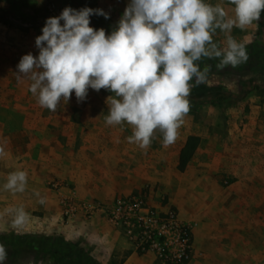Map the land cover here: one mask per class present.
Listing matches in <instances>:
<instances>
[{
	"label": "rangeland",
	"instance_id": "rangeland-1",
	"mask_svg": "<svg viewBox=\"0 0 264 264\" xmlns=\"http://www.w3.org/2000/svg\"><path fill=\"white\" fill-rule=\"evenodd\" d=\"M206 2L220 4L230 17L234 16L235 6L230 0ZM128 3L129 0H0V9L18 18V24L0 23V77L17 76V65L23 55H39L36 37L42 35L46 20L59 16L66 7L105 10L110 18L93 15L90 26L97 30L104 28L111 34ZM50 6H55L56 15L50 13ZM32 18L41 27L26 25ZM231 35L237 41L246 42L249 59L235 68L228 65L219 69L218 58H202L197 62L201 70L207 65L210 71L207 81L199 85L222 86L236 95L244 94V99L225 108L210 104L194 107L191 104L196 97L190 93L192 107L174 143L164 145L163 134L157 131L148 148L133 145L132 149L143 150L141 190L114 199L83 200L107 205L119 198L141 196L145 205L153 210L164 212L171 208L177 211L182 219L195 222V241L204 250V255L190 264H264V171L257 170L264 169V12L259 22L245 30L234 27ZM213 39L223 47L226 37L217 29ZM251 82L262 90L246 93ZM31 83L24 79L18 85L22 87L19 93L6 95L5 99L0 96V120L6 123L0 127V133L10 135L22 129L11 118L14 114L24 117L25 111H21V115L16 108L22 110L21 107L29 105ZM192 83L195 85V80ZM113 95L105 89L99 92L89 89L87 99L78 103L73 92L71 99L61 101L55 112L49 110L46 118L49 120L50 151L60 155L63 162L69 158H85L83 155L87 153L103 155L111 150L131 149L123 140L133 134L132 126L106 124L107 98ZM36 99L37 96L33 100L35 103ZM40 111L35 110L28 117L36 119L41 116ZM191 135L200 137V145L186 170L180 172L177 169L179 153ZM5 170H0V244L7 250L3 264H102L90 256L88 242L81 244L74 238L79 236L75 232L81 229L89 237L92 233L95 236V229L83 226L92 218L88 219L83 213L72 219L63 216L61 200L66 196L77 197L73 175L63 179L52 174L44 184L47 194L57 195L59 209L38 204L28 207L25 201L11 202L10 195L25 193L31 188L29 182L22 193L6 190L4 185L13 168ZM32 188L36 189L37 185ZM21 206L29 214V220L23 227H13L14 213L6 210ZM94 216H101L108 224V227L99 228L103 232L106 228L108 232L114 228L126 234L122 228L112 226L105 214ZM81 248L82 258H79Z\"/></svg>",
	"mask_w": 264,
	"mask_h": 264
},
{
	"label": "clouds",
	"instance_id": "clouds-1",
	"mask_svg": "<svg viewBox=\"0 0 264 264\" xmlns=\"http://www.w3.org/2000/svg\"><path fill=\"white\" fill-rule=\"evenodd\" d=\"M230 4L235 6L231 17L220 4L206 0H129L111 34L90 26L91 16L109 19L110 13L66 7L59 16L49 17L36 37L39 55L22 56L17 82L30 80L29 91L39 105L53 112L73 92L80 103L89 89L108 90L114 95L107 98V125H131L128 141L141 148L150 146L157 131L163 134L164 145H170L190 111L191 89L208 79L210 66L201 70L197 62L218 58L217 68L223 69L249 59L246 42L237 41L231 32L259 22L264 0ZM217 29L226 37L223 47L214 42ZM5 154L0 147V156ZM27 179L26 171L12 172L4 188L22 193ZM39 202L44 204L45 199ZM6 212L14 213L13 227H23L29 220L22 206ZM6 259L7 250L0 244V264Z\"/></svg>",
	"mask_w": 264,
	"mask_h": 264
},
{
	"label": "crops",
	"instance_id": "crops-1",
	"mask_svg": "<svg viewBox=\"0 0 264 264\" xmlns=\"http://www.w3.org/2000/svg\"><path fill=\"white\" fill-rule=\"evenodd\" d=\"M5 75L3 78L0 77V96H4L3 99L6 95L19 93L22 88L18 86L16 75ZM2 80L7 81L2 83ZM8 83L13 86L6 85ZM34 97L33 94H30L29 105L21 107L22 110L16 108L17 113L21 114V111H25L23 118L15 117V114H12L11 119L16 126L22 129L15 134L10 133V135L0 133V147H3L6 153L4 156H0V170L4 169L5 172V169L12 170L13 168V172L26 171L27 182L31 187L29 190L27 188L23 194L10 195L11 202L20 204L25 201L28 207L38 204L59 209L57 195L55 193L49 195L44 189V184L51 179L52 174L53 176L59 175L63 179L73 175L71 178L74 183V191L77 194V197H74L79 200L114 199L118 195L128 196L132 192L141 190L143 187V150L139 147L132 149L135 143H129V136L125 137L123 142L127 143L131 149L111 150L103 155H98L97 152L87 153L83 155L85 158H69L62 162L59 158L60 155H56L49 148L50 134L47 131L49 120L46 118L49 109L39 108L38 99L35 103ZM35 110L37 112L41 110V116L36 119L29 118L30 113ZM3 120H0V127L6 126ZM240 169L243 170L242 167ZM257 170L264 171V169ZM34 184L37 185L36 189L32 188ZM37 192L40 193L39 197L36 195ZM28 193H31V197L28 196ZM41 198L45 199L44 204L39 202ZM83 226L95 229V236L92 233L89 237V234L81 229L75 232L79 236L74 238H78L81 244L89 243V254L96 262L102 264H158L150 254L138 253L126 234L120 229L113 228L108 232L106 228L103 232L101 229L105 226L108 227V224L102 220L101 216H94L90 221H85ZM100 227L101 229H99ZM194 245L196 252L201 251L204 255V250L197 246L195 237ZM78 253L77 257L82 258V248ZM201 257L195 256L191 262Z\"/></svg>",
	"mask_w": 264,
	"mask_h": 264
},
{
	"label": "built area",
	"instance_id": "built-area-1",
	"mask_svg": "<svg viewBox=\"0 0 264 264\" xmlns=\"http://www.w3.org/2000/svg\"><path fill=\"white\" fill-rule=\"evenodd\" d=\"M56 15L55 6H50ZM60 15V14H59ZM64 22L61 21V24ZM63 216L72 219L83 213L88 219L96 213L105 214L110 224L122 228L140 254H150L158 264H189L203 256L194 245L195 222L182 219L171 208L160 212L146 206L143 197L119 198L107 205L89 203L74 196L62 200Z\"/></svg>",
	"mask_w": 264,
	"mask_h": 264
},
{
	"label": "trees",
	"instance_id": "trees-1",
	"mask_svg": "<svg viewBox=\"0 0 264 264\" xmlns=\"http://www.w3.org/2000/svg\"><path fill=\"white\" fill-rule=\"evenodd\" d=\"M39 12H35V15H38ZM16 19H18L15 15L0 9V23L2 24H15ZM35 18H32V22H29L28 26L30 27H41L36 24ZM18 24V23H17ZM251 88H248L246 93H251L253 90L261 91L262 88L256 85L255 83H250ZM192 96L196 97L194 104L192 106L196 107L198 105L210 104L212 106L219 107H231L236 105L238 102L242 101L245 97L243 94L236 95L232 92L226 91L222 86H206V85H196L193 87L191 91ZM190 105V106H191ZM191 106V107H192ZM200 137L196 135H191L187 137L183 147L180 150L178 157L177 169L180 172H183L188 167L190 161L194 157L199 145H200Z\"/></svg>",
	"mask_w": 264,
	"mask_h": 264
}]
</instances>
